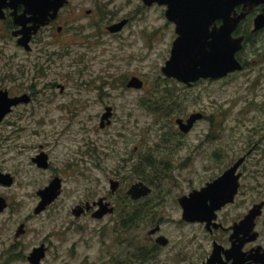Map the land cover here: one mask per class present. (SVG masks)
I'll return each instance as SVG.
<instances>
[{
    "label": "rangeland",
    "instance_id": "374dc122",
    "mask_svg": "<svg viewBox=\"0 0 264 264\" xmlns=\"http://www.w3.org/2000/svg\"><path fill=\"white\" fill-rule=\"evenodd\" d=\"M96 3L94 25H88L85 16L69 15L59 41L47 43V51L38 53V61L50 65L40 83L63 84L62 91L48 88L57 93L55 102L62 107L49 104L31 111L32 115L27 106L25 112L0 121V170L16 174L10 185L0 183V195L7 201L0 211L2 263L32 264L26 255L45 242L48 249L38 264H187L190 252L208 247L209 240L200 224L180 221L177 197L190 182L195 186L202 179L203 154L217 147L229 157L246 155L249 168L256 172L264 167V114L260 105L252 109L253 102L264 99L251 98L250 76L237 73L190 86L168 78L161 66L169 56L174 32L165 6L142 0ZM83 4L93 6L91 0ZM122 17H129L124 30L112 34L106 29L108 22ZM93 28L95 35L90 32ZM50 38L44 35L42 41ZM41 42L26 52L10 34L0 31V86L12 88L11 68L15 81L23 86L30 83L33 67L28 60L36 59L35 46ZM54 49L59 55L50 58L48 52ZM250 54L248 45L245 58L250 60ZM13 61L20 64L18 77L13 76ZM132 74L143 80L142 89L126 87ZM163 98L173 110H153L152 102ZM105 105L113 107V114L111 122L100 127ZM191 111H202L207 118L182 132L174 120ZM210 131L220 140L204 141ZM39 149L48 154V168L37 167L31 159ZM54 174L62 177L61 193L35 212L37 189ZM109 177L121 179L119 191L112 195L117 204L114 213L102 219L76 218L71 213L74 203L108 192ZM140 179L153 185V197L159 189L169 190V196L122 226L119 216L135 204L129 200L125 204V189ZM260 181L264 182L263 175ZM250 198L262 197L256 191ZM156 218H162L161 233L169 242L150 249L155 235L149 229ZM20 222L25 231L14 239Z\"/></svg>",
    "mask_w": 264,
    "mask_h": 264
},
{
    "label": "flooded vegetation",
    "instance_id": "af4514ba",
    "mask_svg": "<svg viewBox=\"0 0 264 264\" xmlns=\"http://www.w3.org/2000/svg\"><path fill=\"white\" fill-rule=\"evenodd\" d=\"M91 1L93 2L92 7L85 6L83 4V0H75L72 3L70 0H66L65 2H62V4L59 5H58V0H45L42 4L32 5L31 3L29 6H25L22 3L13 6L9 4V0H6V3L1 5L0 31L2 30L4 34H10V36L14 38L18 46L23 48L24 51L31 52L34 48L33 46L34 43L37 42L40 43L42 41V36L44 35L52 37L50 38L49 41L43 40L41 42V45L35 46V49L37 50L36 59L32 61L28 60L30 65H32L33 67V73L31 75V81L29 84L23 86V83L19 81H15L13 77H11L13 73V70L11 68V73L9 72L10 75H8V77H10L11 80L14 82L12 88H10L9 86L7 87L0 86L1 89L7 90L8 96L13 98V102L10 104L9 110L5 114V116L9 114H19L21 111L25 112L27 106L29 109L28 111L30 112L33 110H38L41 107H46L49 104H54L55 109L58 107H62V105H60L58 102H55L57 93L53 91H48V88H50V90H53L54 86H57L60 87V91H62L64 88L63 84L59 83L58 81H56L55 83L54 82H48V83L43 82L42 84L40 83L41 82L40 79L47 72V69L49 68L50 65L48 66L44 65L45 61L43 62L38 61V59L41 58V56L38 55V53L41 54L44 53V51H47L46 50L47 43H57L59 41L58 36H60V34L65 29L66 25L64 24V22L70 20V18L68 17L69 15L71 17L85 16L88 18L87 24L94 25L95 21L92 20V16L96 11L97 3L96 0H91ZM253 1L254 2L252 6L246 10L245 15L243 17L236 20L235 24L232 22L229 23V25L234 24L229 36L231 38L241 37V46L234 52V56L239 63L238 68H235L234 70H231L222 76L200 77L197 80L191 81L189 83L179 81L173 77H168V78H173L181 82L185 86H190L198 80H207V81L208 80L211 81L212 79L220 80L226 77H230L233 74L242 73L245 76H250L251 81L248 86V89L251 92L249 93L251 95V98L262 96L264 99V0H253ZM160 5L165 6V4H160ZM242 11H245L244 3L242 1H238L230 9L227 18L231 19L232 21L238 18L242 13ZM22 13L25 19L24 25L26 26L37 25L35 31H33V28H31V31L33 32L30 33V36L25 45L18 42V38L22 36L21 33L17 35L13 34V31L21 29L23 26L21 23L15 21V19L18 18ZM64 14L66 15L64 16ZM100 15L103 16V14ZM62 19L64 20L62 21ZM224 19L225 17L223 18V16H215L212 19V22L209 23L208 29L212 30L214 28H219L221 25H223ZM40 20H42L43 22H41ZM167 20L169 21L168 23L171 25V28L174 32V38L171 42V47H172L173 41L178 35L176 31V22L173 19L167 18ZM119 22H123L120 28L114 30L109 28V26L114 27V25ZM128 23H129V17H122L119 20L108 22L105 27L112 34H117L122 30H124V28L128 25ZM96 30L97 28L96 29L93 28L90 32L93 35H95ZM210 38L211 37H209V39ZM93 44L94 43L91 41L88 43L89 46ZM248 45L250 46V50L252 53L250 54L252 55V58L250 60L245 58V49ZM54 50L55 51L48 52L50 58L53 57L54 55H59V51L57 49ZM10 63H12V67L15 70L13 76L18 77V75L20 74H18L17 72L20 70V67H18L17 65L20 64L16 63L15 61ZM128 79L126 80L125 85L126 87H129V89L143 88L144 83L141 78L140 79L142 83L141 86L139 87L127 86ZM48 85L50 87H48ZM167 94L168 92L165 95ZM152 104L155 105L153 110H159L164 113L173 110V108L169 107L171 103H167L165 98L160 100H155L152 102ZM252 105H253L252 109H255V107L260 105L261 112L262 114H264V101L260 104L253 102ZM106 106L107 105L104 106V109L106 108ZM52 110L53 109L51 108L50 111ZM193 112L200 113V116L192 122V125L187 131L181 130L178 123L174 120L180 131L187 133L192 129V127L195 125V122L197 120L207 118L206 114L202 111H191L187 116H177V117H181L183 118L184 121H186L188 116ZM32 113L34 112H31V114ZM112 114H113V107L111 108V116ZM111 116L109 117L110 122H111ZM4 117L0 119V121H3ZM106 120L107 119L105 118V120L103 121L104 125L100 127H104L105 125H107ZM100 122H101V116H100ZM262 126L264 127V124H262ZM219 140H220V135L218 133L212 134L210 131L206 133L204 141L216 142ZM40 154H45L46 156L44 160L45 165L39 164ZM203 155H204L203 160L200 166L202 179H200V182L195 186H193V183L190 182V185H186L187 190L182 192L177 197L178 204L181 208L180 221H183L185 223L200 224V226L204 229L206 233V235L203 237L209 240V243H207L208 247L200 246L199 248L200 251H195L193 253L190 252L189 254L190 257H187L188 259L187 264H206L211 258V254L213 252L214 247L216 248L217 252L211 264H264V182L260 181V176L263 175L264 178V172H263L264 167L258 169L259 172L258 171L256 172L254 169L249 168L248 162H246L247 160L246 155H240L235 158L232 156L229 157L227 155H224L223 152L217 147L211 151H207ZM31 159L35 163V165L40 168L41 167L48 168L50 165L48 154L42 149L36 151V153L31 157ZM259 162L261 163L260 160ZM139 164H140V160L138 161L137 165ZM137 165L135 166L134 170L136 169ZM0 172H4V171L0 170ZM8 173L11 176L12 179L11 183H12L14 180H16L15 179L16 174L14 173L12 175L10 172ZM55 177L59 178L60 180V188H59L60 191L58 193L59 195L61 193L62 177L57 174L52 175V177L48 180V183H46L40 188H43L46 185H48L49 182ZM112 181L116 182L114 189L112 188ZM136 181H143L144 183H146L150 187V191L145 195L132 197L131 194L127 192V190L129 186L135 181L131 182L126 187L124 192V202L126 200H129L135 204L134 206H131L130 209H127L131 211H128L125 214L119 216V221L122 223V226H125V223L127 222V218L129 217V212L131 213L130 216H133L132 212L140 213L142 211H146L147 213L151 210L152 207L156 205H160L161 203L165 202L170 193V191L167 189H159L157 195L153 197L154 196L153 185L150 182L142 179ZM0 183L3 182L0 181ZM11 183L8 184L3 183V184L10 185ZM120 185H121V179L109 177L108 192L101 193L96 196H90V198H85L83 200L82 199L78 200L71 207V213L73 214L72 209L77 205L80 206L81 213L78 216H75V214H73L76 218L84 215H90L93 218L102 219L105 215L114 213L117 204L113 201L112 195H114L117 191H119ZM197 189H200L202 192V197L200 199L199 207H201V209L203 210L204 219L186 220L182 218V207L179 202V198L183 195H189L191 192ZM256 191L259 194V196L262 197L261 199L255 200L254 198H250V194L254 196ZM219 195H222L223 197H225V199H228L227 197L231 195V199L226 201L224 200L225 202H221L222 201L221 198H218ZM57 196L54 199H56ZM100 202L103 203L107 202L108 205L106 207L111 206L112 210L105 212L100 217H96L95 215H93V213L100 210L101 208ZM125 204H127L128 206V203L125 202ZM214 205H218V206H214ZM46 206L43 209H45ZM209 206H214V208L212 207L213 211L211 213H209L208 210ZM121 211H124V209H121ZM247 215L248 216L253 215L252 221L254 225L253 227H251V229L249 226L251 217L250 219H248V222L242 223V221L246 219ZM156 219L157 220L155 221V224L152 227H150L151 229H149L150 235L151 236H153V234L155 235L153 238L154 242L149 247L150 249H155V247H158V245L165 246L169 242L167 236L161 233L162 218L160 219L156 218ZM21 223L24 224V222H20L19 224ZM16 230L17 228L15 229V232L13 234L14 239L17 237ZM24 231H25V227H23V232ZM160 235H163L167 238L165 243L159 242L157 240V237ZM42 243L45 246V253H46L48 246L45 244V242ZM202 249H204L203 252ZM0 264H9V263L0 262Z\"/></svg>",
    "mask_w": 264,
    "mask_h": 264
},
{
    "label": "water",
    "instance_id": "95a60500",
    "mask_svg": "<svg viewBox=\"0 0 264 264\" xmlns=\"http://www.w3.org/2000/svg\"><path fill=\"white\" fill-rule=\"evenodd\" d=\"M44 1L45 0H9V4L15 6L22 3L25 6H29L31 3L32 5L42 4ZM65 1L66 0H58V5ZM238 1H242L244 3L245 11H242L238 18L231 21V19L227 18V15L232 6ZM143 2L147 5H151L154 2L165 4V16L176 22V31L178 35L173 41L168 58L165 59L164 64L161 66V71L165 76L173 77L179 81L189 83L200 77L222 76L239 67V63L234 56V52L241 46V37L231 38L229 34L236 20L243 17L246 10L252 6L254 2L253 0H143ZM4 3H6V0H0V8ZM23 13L21 14L22 16L20 15L15 19L16 22L21 23L23 26L21 29L13 31V34L17 35L21 33L22 36L18 38V42L25 45L30 33L36 30L37 25H24L25 19L23 17ZM215 16L225 17L224 23L219 28L209 30L208 25L212 22V19ZM40 21L43 22L42 20ZM230 22L234 24L229 25ZM122 24L123 22H119L115 24L114 27L109 26V28L112 30L118 29ZM31 28H33V31H31ZM209 37L211 38L209 39ZM141 83L142 81L138 76L132 75L127 81V86L139 87L141 86ZM12 102L13 98L8 96L7 90L0 88V119H2L8 112L9 106ZM111 108L112 107L110 105L106 106L105 111L101 115L100 126L104 125L103 121L105 118L107 119V124L110 122L109 117L111 116ZM199 116L200 113L193 112L188 116L186 121H184L181 117H177L175 121L178 123L181 130L187 131L192 125V122ZM45 158V154H40L39 164L45 165ZM0 181L7 184L11 183L12 179L10 174L8 172H0ZM115 183L116 182L112 181L113 189L115 188ZM59 188L60 180L55 177L48 185L38 189L37 193L40 195L41 199L34 207V211L39 212L48 203H50L58 195L60 191ZM149 191L150 187L143 181L133 182L127 190L132 197L145 195ZM201 197L202 192L200 189H197L189 195H183L179 198V202L182 207V218L186 220L204 219L203 210L199 207ZM218 198H221V202H225L226 200L231 199V195L227 197L228 199H225L222 195H219ZM100 204V210L93 213L96 217H100L105 212L112 210L111 206L106 207L108 205L107 202H100ZM6 205L7 202L5 198L0 196V211L6 207ZM214 206L208 207L209 213L213 211ZM76 207L72 209V212L75 216H78L81 213V208L79 205ZM250 217L251 221L249 222V226L251 229L254 225L252 221L253 215H247L246 219H244L242 223L248 222ZM23 227V223L19 224L16 230V236L23 232ZM157 240L165 243L167 238L160 235L157 237ZM216 252L217 250L214 247L211 258L206 264L212 263ZM44 255L45 246L41 243L40 245L32 248L27 255V259L32 264H38Z\"/></svg>",
    "mask_w": 264,
    "mask_h": 264
},
{
    "label": "trees",
    "instance_id": "16d2710c",
    "mask_svg": "<svg viewBox=\"0 0 264 264\" xmlns=\"http://www.w3.org/2000/svg\"><path fill=\"white\" fill-rule=\"evenodd\" d=\"M130 212H129V217L127 218V226H129L131 223H132V221L136 218V216L139 214L138 212L136 213V212H132V214H133V216H130Z\"/></svg>",
    "mask_w": 264,
    "mask_h": 264
}]
</instances>
